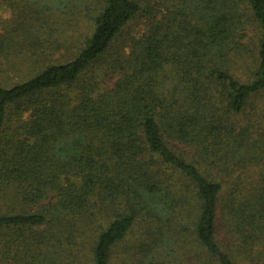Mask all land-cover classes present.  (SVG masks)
I'll return each instance as SVG.
<instances>
[{"label": "trees", "instance_id": "trees-1", "mask_svg": "<svg viewBox=\"0 0 264 264\" xmlns=\"http://www.w3.org/2000/svg\"><path fill=\"white\" fill-rule=\"evenodd\" d=\"M33 6L0 35L33 72L0 83V264H111L135 230L126 264H167L186 218L198 264H264V0Z\"/></svg>", "mask_w": 264, "mask_h": 264}, {"label": "rangeland", "instance_id": "rangeland-1", "mask_svg": "<svg viewBox=\"0 0 264 264\" xmlns=\"http://www.w3.org/2000/svg\"><path fill=\"white\" fill-rule=\"evenodd\" d=\"M34 1L35 0H6V3L2 4L3 0H0V35H2L3 30L7 28V24L12 23L17 25L18 23H20L21 20H27L29 22L31 20L30 18L33 17V12H35V7L33 6ZM38 2L43 3V0H38ZM36 9L38 10V8ZM66 27V25L62 24L60 27V31L62 32L68 30L66 32L67 36H74V34L80 35L83 32L87 34L90 31L89 24H86V26L83 27L81 26V28L75 27V29L74 27L72 29H65ZM146 30V21L144 19L139 18L132 22L130 26L126 29L124 38H126L127 41H130L131 38L138 37L139 35L143 34ZM63 37L66 38V35ZM16 40L20 45L18 49L24 52L27 49L25 48L24 44L26 45L27 43H25V41L21 38H16ZM252 40H254L252 41L253 45H251L252 54L249 58H246L245 62L238 63L237 65H235V69H233L234 74L243 82L248 79L250 72L256 66L255 45L257 44V37L254 36ZM70 41H72V43ZM70 41L69 42L71 44L69 45V47L63 48L60 50V53L55 54V59L61 60L63 62L70 60L75 56V52H77L76 50L77 46L79 45V42L73 39H71ZM18 57L17 55H12V57L7 59L0 57V83L4 87H9L13 84L22 82L23 80H27L30 76L33 75L31 69L27 70L25 68L26 66H23L19 63L20 55ZM106 86L107 88L111 87V83L107 82ZM182 215L185 216L184 213ZM186 222L187 218L184 221V223L186 224H184V227L188 228L187 232L181 233L180 235L178 234L177 229L173 231L170 230L171 235L175 238H173V249L175 250V252L173 255H171L170 259H168L167 264H198L200 262L201 258L199 259V261L198 259H196V257H198L196 254V245L194 243H191L193 224L188 225V223ZM139 241V234L137 230H135V233L129 238V242H127L125 246H120L114 252L111 264H126V260L128 257L127 250L129 249V247H135Z\"/></svg>", "mask_w": 264, "mask_h": 264}]
</instances>
